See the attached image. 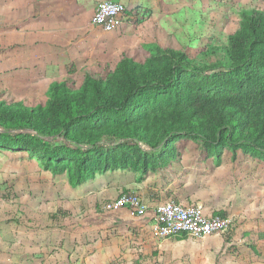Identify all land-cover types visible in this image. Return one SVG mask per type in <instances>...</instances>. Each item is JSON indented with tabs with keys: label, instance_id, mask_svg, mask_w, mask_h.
Masks as SVG:
<instances>
[{
	"label": "rangeland",
	"instance_id": "374dc122",
	"mask_svg": "<svg viewBox=\"0 0 264 264\" xmlns=\"http://www.w3.org/2000/svg\"><path fill=\"white\" fill-rule=\"evenodd\" d=\"M99 1L0 0V92L17 103L32 98L34 106H45L54 83L76 75L81 81L84 68L97 62L106 64L107 75L124 50L160 57L171 46L198 66L226 64L222 50L209 48L226 44L240 10L264 12V0H167V9L161 5L166 0H125L126 6L135 3L132 17L104 33L93 30L87 15ZM56 134L34 136L48 149L78 154V145ZM238 143L203 158L196 139L182 138L174 142L178 157L165 166L151 172L107 166L77 186L68 182L71 160L56 163L0 147V264H264V151ZM136 186H146L156 200L173 197L172 191L198 196L229 214L231 225L201 240L149 241V225L101 209L104 200Z\"/></svg>",
	"mask_w": 264,
	"mask_h": 264
},
{
	"label": "trees",
	"instance_id": "16d2710c",
	"mask_svg": "<svg viewBox=\"0 0 264 264\" xmlns=\"http://www.w3.org/2000/svg\"><path fill=\"white\" fill-rule=\"evenodd\" d=\"M132 13L125 7L122 22ZM209 50H222L226 64L198 66L184 50L171 46H164L160 57L121 51L114 71L107 75L106 64L97 62L84 68L82 84L78 75L54 83L45 106H34L32 98L17 103L0 92V147L32 151L56 163L71 160L70 186L107 166L154 171L167 165L169 157H178L174 142L182 138L196 139L203 158L217 157L224 146L235 148L239 141L264 151V12L240 10L238 27L226 44ZM195 72L203 78L194 79ZM192 87L203 92L193 94ZM195 100L198 107H192ZM49 126L56 130L48 131ZM34 134L59 135L78 145V154L62 147L48 149Z\"/></svg>",
	"mask_w": 264,
	"mask_h": 264
},
{
	"label": "built area",
	"instance_id": "2783aa9c",
	"mask_svg": "<svg viewBox=\"0 0 264 264\" xmlns=\"http://www.w3.org/2000/svg\"><path fill=\"white\" fill-rule=\"evenodd\" d=\"M125 5L114 0H100L90 17V26L103 32L118 29ZM105 212L124 211L134 219L149 225V239L155 243L173 237L201 240L225 233L231 225V216L207 215L199 204L182 205L173 199L148 204L137 192H125L105 202Z\"/></svg>",
	"mask_w": 264,
	"mask_h": 264
},
{
	"label": "crops",
	"instance_id": "0c3cea01",
	"mask_svg": "<svg viewBox=\"0 0 264 264\" xmlns=\"http://www.w3.org/2000/svg\"><path fill=\"white\" fill-rule=\"evenodd\" d=\"M50 1V0H49ZM114 1H119V2H121V3H123L125 0H114ZM78 3H79V1H77ZM48 3H50V2H48ZM125 3V2H124ZM123 3V4H124ZM58 5V4H57ZM125 5V4H124ZM134 5H135V3H133V5H129V6H126L125 5V7L128 9V10H132V8L134 7ZM162 7H164L165 9H167L168 7H169V3L167 2V0H166V2H162ZM75 8H77V6H76V4H75V6H74ZM54 8H56V7H54ZM57 9H62V6L61 5H59V8H57ZM63 9H67V8H63ZM62 9V10H63ZM89 17H90V15L89 14H87ZM86 17V16H85ZM95 29H99V28H96V27H93V30H95ZM100 30V29H99ZM102 31V30H101ZM31 31H29V33H30ZM103 32V31H102ZM113 32V31H112ZM104 33H111V32H104ZM48 55V54H47ZM128 189H133V188H131V187H129ZM134 190H138V192H139V194L143 197V199L148 203V204H153V203H157V202H160V201H163V200H166V198L165 199H162L161 197L159 198V200H156V199H154V197H152V194H151V192L149 193V189L148 188H146V186H143V187H139V186H136V188H134ZM172 194H173V196L175 197V200L176 201H178V202H180V203H182V204H199V205H201L202 206V208H203V211H204V213L205 214H207V215H212V214H216V212L217 211H215V209H216V204H214L213 206H210L209 204H207L205 201H201L202 199H199V197L197 196H195V195H185V196H183V194H177L176 193V191H172ZM225 211V210H224ZM226 213H228V212H226ZM124 215V214H123ZM226 215H229V214H226ZM57 218V217H56ZM55 218V219H56ZM141 223H143V224H145V225H147L146 224V222H145V220H139ZM134 223H136V222H134ZM148 236H149V233H148ZM149 241H150V239H149V237L147 238ZM146 239V240H147Z\"/></svg>",
	"mask_w": 264,
	"mask_h": 264
}]
</instances>
